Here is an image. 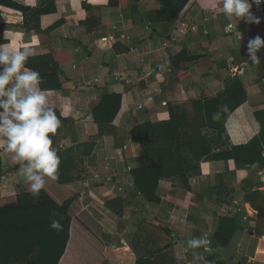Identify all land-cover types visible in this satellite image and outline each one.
<instances>
[{"label": "crops", "instance_id": "1", "mask_svg": "<svg viewBox=\"0 0 264 264\" xmlns=\"http://www.w3.org/2000/svg\"><path fill=\"white\" fill-rule=\"evenodd\" d=\"M9 1L47 10L41 35L5 6L0 25L13 48L53 58L41 87L50 107L67 108L53 137L61 163L52 183L100 225L102 264H193L183 242L203 234L212 251L197 249L195 264H264V48L258 64L247 56L264 27L252 23L239 41L242 20L226 19L222 0H190L180 12L181 0ZM183 23L196 32L183 38ZM114 97L113 122L94 123L93 110ZM222 104L229 113L214 121ZM170 109L188 114L185 138ZM146 124L153 139L179 141V152L163 146V165L182 171L144 194L132 172L147 163L132 131ZM0 160V196L10 197L28 184L12 154L0 149Z\"/></svg>", "mask_w": 264, "mask_h": 264}, {"label": "trees", "instance_id": "2", "mask_svg": "<svg viewBox=\"0 0 264 264\" xmlns=\"http://www.w3.org/2000/svg\"><path fill=\"white\" fill-rule=\"evenodd\" d=\"M109 1L113 4L115 0ZM188 1L190 0H181L177 12H180ZM0 6L21 12L24 27L36 31L39 35L42 34L39 23L40 17L47 14L46 9H31L9 0H0ZM2 43L9 44V41L5 39L4 28L0 25V44ZM52 62V56L35 57L29 58L26 66L37 70L40 75L49 72L55 74L51 71L53 68L49 66ZM174 65L180 71L179 65L175 63ZM65 103L64 100L62 113L56 111L60 120L66 115ZM120 108V97L105 99L103 104L93 110L94 123L113 122ZM169 112L172 119L181 121L182 137L185 138V129L189 126L188 114L180 111L176 113L172 109ZM151 128L150 124H146L132 131L133 139L142 144L147 163L146 168L132 172L136 184L144 194L147 190L156 188L159 180L176 177L182 171L176 168L171 173L163 165V162L167 161L165 159L167 150L166 147L163 149V146L167 145L175 152H179L181 150L179 141L153 139L150 136ZM1 165L0 160V172ZM52 182H47L39 197L31 194L29 185H25L24 190L17 196H0V264H102L104 248L99 239L100 225L82 209L77 196L59 189L62 187H57ZM256 198H260L258 191L251 193L248 201ZM107 206L113 210L112 204L108 203ZM53 212L58 215L53 216ZM52 219L60 220L61 231L49 228ZM10 237L14 238L13 243L6 242Z\"/></svg>", "mask_w": 264, "mask_h": 264}, {"label": "clouds", "instance_id": "3", "mask_svg": "<svg viewBox=\"0 0 264 264\" xmlns=\"http://www.w3.org/2000/svg\"><path fill=\"white\" fill-rule=\"evenodd\" d=\"M255 3L260 4L261 0ZM251 7L249 0H222V12L229 21L244 19L258 24L260 21L251 13ZM262 48L264 38L259 35L248 40L247 56L253 64L259 63L257 53ZM33 54L34 50L27 46L13 48L8 43L0 44V149L13 155L19 165L18 175L29 185L31 194L39 197L48 181L59 180L61 159L53 137L61 127V120L48 104L40 73L26 66ZM226 113L228 105L222 104L212 119L220 120ZM49 228L59 232L62 224L52 219ZM183 245L185 251L192 250L193 264L202 259L197 249L212 251L206 234L189 238Z\"/></svg>", "mask_w": 264, "mask_h": 264}, {"label": "built area", "instance_id": "4", "mask_svg": "<svg viewBox=\"0 0 264 264\" xmlns=\"http://www.w3.org/2000/svg\"><path fill=\"white\" fill-rule=\"evenodd\" d=\"M249 3L252 5L251 7V13L254 17H256L260 22L257 25L264 27V0H261L260 4H256L255 0H249ZM251 22H247L246 20L242 19V26H243V33L238 35V40L243 41L244 40V34L251 33ZM197 28L191 25H188L186 23L181 24L180 28L178 29L179 34L184 38L186 37L190 32H196ZM170 42L176 43L177 39L173 38L169 42H164L162 44V48H166L169 46ZM231 69V72L233 73V76H236L238 72V68L234 67L233 65L229 67ZM234 204H238L237 201L234 202ZM207 235V234H206ZM209 238V236L207 235Z\"/></svg>", "mask_w": 264, "mask_h": 264}, {"label": "rangeland", "instance_id": "5", "mask_svg": "<svg viewBox=\"0 0 264 264\" xmlns=\"http://www.w3.org/2000/svg\"><path fill=\"white\" fill-rule=\"evenodd\" d=\"M20 187H22V188H20ZM24 188H25V185H18V188L16 189V194H14L13 196H17L21 191H23L24 190ZM13 241H14V238L13 237H10V240L9 241H6L7 243H13Z\"/></svg>", "mask_w": 264, "mask_h": 264}]
</instances>
